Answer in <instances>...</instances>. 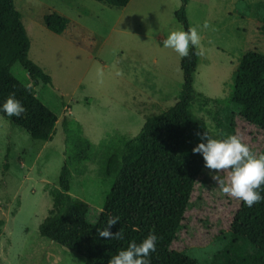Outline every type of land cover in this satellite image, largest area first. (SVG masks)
I'll return each instance as SVG.
<instances>
[{
	"label": "rangeland",
	"instance_id": "374dc122",
	"mask_svg": "<svg viewBox=\"0 0 264 264\" xmlns=\"http://www.w3.org/2000/svg\"><path fill=\"white\" fill-rule=\"evenodd\" d=\"M14 1L31 42L29 58L52 84L33 82L20 64L12 72L59 120L52 140L43 142L0 116V264H85L41 237L40 226L66 201L59 185L65 164L72 173L69 194L89 204L95 222L119 178L126 145L175 106L183 58L163 42L171 31H185L175 17L181 0H132L126 8L94 0ZM263 1L190 0L187 6L190 29H197L206 50L188 108L199 142L207 132L218 139L236 135L253 149L264 146V137L234 120L226 104L241 58L249 51L264 54ZM51 13L69 20L64 34L45 26ZM203 192L195 194L201 205L188 214L189 230L173 250L206 263L225 244L240 201L218 190Z\"/></svg>",
	"mask_w": 264,
	"mask_h": 264
},
{
	"label": "trees",
	"instance_id": "16d2710c",
	"mask_svg": "<svg viewBox=\"0 0 264 264\" xmlns=\"http://www.w3.org/2000/svg\"><path fill=\"white\" fill-rule=\"evenodd\" d=\"M94 1L126 8L132 0ZM189 2L181 0L175 14L185 31L190 29ZM258 8L264 31V1ZM44 23L50 32L62 35L69 20L51 13L45 16ZM30 48L23 16L15 1L0 0V103L14 93L27 109L20 118L0 116L26 131L32 139L48 142L56 132L58 116L37 97L33 87L29 90L12 72L20 64L33 82L52 84L51 77L30 60ZM197 51L190 47V55L182 59L184 84L175 106L153 118L148 129L126 145L119 178L98 219L91 222L89 204L69 194L72 173L65 164L59 185L66 201L49 211L39 229L41 237L72 251L85 264H108L119 250L132 241L140 243L149 233L158 236L156 252L150 254L151 264H264V202L251 208L240 202L222 239L225 244L210 261L202 263L185 252L173 250L174 244L189 230L188 214L201 205L202 200L196 199L195 194L204 190L220 192L210 175L212 170L204 167L202 155L192 151L200 143L188 112L199 61ZM226 104L233 111L234 120L264 137V54L249 51L241 58ZM250 149L257 155L264 153V146ZM110 216L120 218L110 231L122 230L124 239L98 235L97 229L104 228ZM3 226L0 220V236Z\"/></svg>",
	"mask_w": 264,
	"mask_h": 264
},
{
	"label": "clouds",
	"instance_id": "9594fccd",
	"mask_svg": "<svg viewBox=\"0 0 264 264\" xmlns=\"http://www.w3.org/2000/svg\"><path fill=\"white\" fill-rule=\"evenodd\" d=\"M208 27L207 23L204 25ZM165 48L172 49L181 58L190 55V47L198 49L197 55H204L201 36L196 28L188 31H171L163 42ZM31 90L32 85L27 86ZM27 112L23 103L10 94L0 103V114L7 117L20 118ZM204 160V167L212 170L210 175L216 182L220 192L228 198H234L251 208L254 204L264 202V153L257 155L236 135L227 138H214L207 132L201 137V142L192 149ZM118 216H110L102 229H97L100 237L124 239L122 230L111 232L112 226L119 222ZM158 236L149 233L140 243L132 241L127 248L119 250L108 261V264H151V253L156 252Z\"/></svg>",
	"mask_w": 264,
	"mask_h": 264
}]
</instances>
